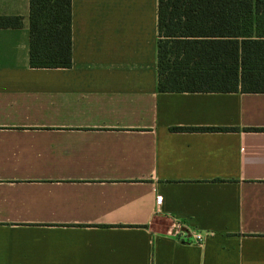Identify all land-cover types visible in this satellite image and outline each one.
I'll return each instance as SVG.
<instances>
[{"label":"crops","instance_id":"crops-1","mask_svg":"<svg viewBox=\"0 0 264 264\" xmlns=\"http://www.w3.org/2000/svg\"><path fill=\"white\" fill-rule=\"evenodd\" d=\"M28 14L0 0V264H264V93L160 92L157 0H71L67 68Z\"/></svg>","mask_w":264,"mask_h":264},{"label":"trees","instance_id":"trees-1","mask_svg":"<svg viewBox=\"0 0 264 264\" xmlns=\"http://www.w3.org/2000/svg\"><path fill=\"white\" fill-rule=\"evenodd\" d=\"M21 26V16L0 15V28ZM28 30L30 67H70L71 0H29ZM157 33L160 92L264 93L255 0H157Z\"/></svg>","mask_w":264,"mask_h":264},{"label":"built area","instance_id":"built-area-1","mask_svg":"<svg viewBox=\"0 0 264 264\" xmlns=\"http://www.w3.org/2000/svg\"><path fill=\"white\" fill-rule=\"evenodd\" d=\"M160 201V196H155L156 206L160 204ZM170 233L177 241L183 243L200 244L204 240V234L200 230L187 226L183 220L176 217L172 218Z\"/></svg>","mask_w":264,"mask_h":264},{"label":"rangeland","instance_id":"rangeland-1","mask_svg":"<svg viewBox=\"0 0 264 264\" xmlns=\"http://www.w3.org/2000/svg\"><path fill=\"white\" fill-rule=\"evenodd\" d=\"M264 12V0H255V13L257 16Z\"/></svg>","mask_w":264,"mask_h":264}]
</instances>
